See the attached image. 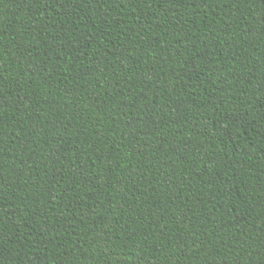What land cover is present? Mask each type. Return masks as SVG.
Returning a JSON list of instances; mask_svg holds the SVG:
<instances>
[{"label":"trees","instance_id":"1","mask_svg":"<svg viewBox=\"0 0 264 264\" xmlns=\"http://www.w3.org/2000/svg\"><path fill=\"white\" fill-rule=\"evenodd\" d=\"M0 264H264V0H0Z\"/></svg>","mask_w":264,"mask_h":264}]
</instances>
